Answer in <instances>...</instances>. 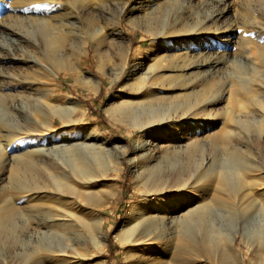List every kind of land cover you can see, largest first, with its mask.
Returning <instances> with one entry per match:
<instances>
[{
  "label": "rangeland",
  "instance_id": "1",
  "mask_svg": "<svg viewBox=\"0 0 264 264\" xmlns=\"http://www.w3.org/2000/svg\"><path fill=\"white\" fill-rule=\"evenodd\" d=\"M116 1L118 7L123 6L117 26H114L108 6L101 16L94 15L92 23H89V39L95 47L88 48V52L81 57L77 73L72 74L66 70L73 60V56L68 54L63 59L61 69L58 72L52 69L48 77L44 78L48 82L37 85L39 89L33 91L35 96L23 99V109H13L9 106V100L0 104V175L4 178L0 186L10 183L12 186L16 181L17 186L23 181L25 176L15 171V161L21 156L30 159L44 171L42 176L25 179L26 182L42 185L50 175L68 172L67 163L60 153L42 155V152L32 150L33 147L28 144L33 137L50 135L57 130L94 126L102 137L89 142L84 154L86 170L82 172L84 174L71 178L69 184L76 193L82 190L84 192L85 189H88L85 193L93 191L92 208L101 217V232L105 236L100 252L103 264H124L123 244L114 239L113 233L123 223L127 227L131 226L140 212L146 210L156 186L153 174L157 169L160 180H169L166 184L171 186L172 196L177 195L182 202L195 196L198 203L207 202L209 207L211 204L214 225L225 235L220 238V248L228 244L229 233L241 231L240 234L237 233L231 248L244 257L245 264H254L256 257L248 250L242 232L246 233L254 226L264 224V55L262 57L259 53L264 48V6L260 8L254 0L229 1V10L216 26L228 23L235 30L239 41L226 45L222 33H218V30L211 32L212 50L217 56L222 55L223 63L216 71L207 75L205 68L185 69L191 58L187 49L179 45L181 40H174L171 36L174 28L169 27L172 20L170 15L164 18L162 27L158 28L159 36L153 37L146 31L153 24L147 17L145 8L141 5L137 10L131 9L143 0ZM111 2L113 1L106 0V4ZM5 3L11 6L13 0H5ZM113 5L109 7H117ZM195 6L188 9L192 16L188 19L185 17L186 13L183 14L182 9L175 4L177 27L179 24H197L202 13ZM6 14L7 12L3 13ZM118 29H121L126 39L114 33ZM22 42L26 43V40L21 39L18 44L20 47L8 42L5 45L15 54L21 53L22 49L26 51L32 48L33 52L37 50L30 43L27 46L28 43ZM248 51L252 55L251 62L244 58ZM139 64L141 68L132 72ZM20 67L8 64V68L13 69L9 72L16 75L18 73L19 78L23 75L24 80L31 79L34 75L33 68L21 67L22 70ZM28 71L29 75L32 73L31 76ZM49 76L54 80H50ZM136 86L143 88L142 93L136 92L133 88ZM149 87L154 89L146 93ZM205 87V93L194 99V94ZM149 95L162 96L167 109L162 104L157 108L162 109V113L157 109L156 112L147 110L148 113H145V98ZM189 98L193 101L186 108H180L169 101L183 102L189 101ZM68 105L73 107V111L67 117L62 118L56 114L57 109ZM122 105L130 106V116L132 119L135 116V122L119 121L120 115L116 110ZM175 108L177 110H172ZM136 109L140 110L134 113ZM136 116H140L139 121ZM153 116L155 119L152 121L150 118ZM85 134L87 131L72 138L73 143L80 142ZM102 139L108 140L106 144L101 142ZM166 143L171 146H162ZM63 145L70 147L66 142ZM136 146L142 147L137 149ZM232 147L238 148L245 167L240 163L241 165L235 164L234 169L235 165L230 163ZM87 150L90 153L87 154ZM9 154L16 159L8 161ZM188 159L190 165L184 169ZM230 165L234 167L228 169ZM11 176L15 177L10 178ZM7 185L6 190L9 187ZM229 185L235 188L232 189ZM249 185L254 186L255 193L251 190L241 197L239 193ZM200 186L206 188L197 189ZM100 200L105 203H100ZM252 202L256 211L252 210L251 216L247 217L239 215L242 208ZM29 208L24 200L14 203L13 210L18 220L25 219L23 214L28 216L24 220L25 224L31 222ZM224 221L226 225L223 224ZM178 251V255H185L182 249Z\"/></svg>",
  "mask_w": 264,
  "mask_h": 264
},
{
  "label": "bare ground",
  "instance_id": "2",
  "mask_svg": "<svg viewBox=\"0 0 264 264\" xmlns=\"http://www.w3.org/2000/svg\"><path fill=\"white\" fill-rule=\"evenodd\" d=\"M111 1L113 2L106 4V0H13V4L11 6L9 4L8 6L6 5L7 1L5 3V0H0V104H4L6 100H9V106L13 109H23V99L26 97L33 98V91L39 89L37 85L45 82L44 78L48 77L52 69L58 72L62 67L64 57L68 56V54L73 56V60L66 67V70L72 74L77 73L81 57L88 52V48L94 49L95 47V44L89 39V23H92L94 15L96 17L101 16L103 11H105V7L108 6V10L114 19V26L118 24V20L123 12V6L118 7L116 0ZM229 1L143 0L141 4L139 3V5L131 9L137 10L141 5L145 8V13L152 21L151 24H153L152 26L149 25L150 28L146 31L153 37L159 36L158 28L163 25L164 18L170 15L172 20L169 22V27L174 28L171 31V36L174 40H181L179 45L187 49L191 58L189 63L186 64L185 69L205 68V73L210 75L217 70L222 62V55L219 56L218 54L217 56V54H214V50H212L213 46L210 41V35L213 33L211 34V32L218 30V33H222L224 37L223 41L226 45L239 41L235 35V30L231 26L229 27L228 23L221 24L219 27L216 26V23L229 10ZM254 1L260 8L264 6V0ZM111 4L117 7L110 8ZM175 4L182 9L183 14L186 13L185 17L188 19L192 18L188 9L196 5L195 7L202 13V18H200L197 24L194 23L192 26H189V24H179L180 26L177 27L175 22L177 16L175 14L176 11H174ZM5 12L7 14L3 15ZM223 27L225 28L223 29ZM114 33L126 39L121 29H118ZM21 39L26 40L27 46L33 45L38 50L35 51L38 52V55H35V52L31 50L32 48L26 51L22 49L23 51L21 50V53L19 52L18 54L6 48L5 44L7 42L15 44V47L19 46L18 44ZM176 42L174 43L177 44ZM174 43L173 45H175ZM165 44V47H167V43ZM263 50L264 48H261V52H259L262 57L264 55ZM251 56L248 51L244 58L251 62ZM8 64L17 67L33 68L34 75L31 79L28 77L29 79L27 80H24L25 77H22L23 75H20L23 78L21 79L17 76L18 73L16 75L9 72V70L13 69H9ZM136 66L132 72L141 68V64ZM31 75L32 73L29 76ZM49 78L52 81L54 80L50 76ZM133 88L137 93H142L143 91V88L140 86ZM150 89L152 88L149 87L146 93ZM206 89L205 87L202 91L200 90L201 92L195 93L194 99L200 98ZM174 96L172 97L174 98ZM145 99V113L147 110L156 112L155 109L166 103L160 95H149ZM188 100H184L183 102L179 100L175 103L173 100L169 101L180 108H186L193 101L191 98ZM163 105L167 109L166 105ZM171 106L173 107V105ZM130 109L129 105H122L116 110L120 115L118 117L119 121H126L127 123L135 122L133 121L135 116L133 119L130 116L132 115ZM139 110L136 109L134 113L139 112ZM157 110L160 113L162 109ZM57 111V115L65 118L73 111V107L68 105L57 109ZM134 113L133 115H135ZM142 115L144 118V114ZM136 117L139 121L140 116ZM153 117L150 118L152 121L155 119ZM160 119H162V116ZM149 120L146 119V121ZM142 121L141 119V123H143ZM245 126L247 127L248 125ZM84 131H87V134L80 138V142L73 143L72 138H75ZM100 137L102 136L94 129V126H89L86 129L80 126L74 129L57 130L50 135L43 134L31 139L28 145L34 148L32 150L42 152V155L46 154V156L50 152H54L52 153L54 155L60 153L67 163L69 170L66 173L54 176L50 175L51 177L45 173L49 178L42 185L34 181V183H30L26 182L25 179H32L34 176L38 178L40 175L42 176V172L44 171H42V167L40 168L30 159L23 158L22 156V158L18 159L17 157L15 171L17 174L25 176L23 181H20L17 186H15L16 180V182L12 183H15V185L12 186H10V181L9 185L6 184L9 186L7 190L5 189L6 185L0 186V264H103L104 260L100 257V252L104 246L105 236L101 232V217L92 208L93 191L85 193V189L84 192L82 190L80 193H76L71 190L73 187H70L69 184L71 178L85 172V148L89 147L91 140H97ZM107 141L106 139L101 140L104 144ZM63 142L64 144L65 142L68 143L70 147L66 145V148ZM179 145L183 144L179 143ZM162 146L170 147L171 144L166 143ZM141 147L136 146L137 149ZM29 150L27 149V152H30ZM88 153L90 152L88 151ZM26 156L24 155V157ZM229 156L230 163L241 165L242 159L238 148L232 147ZM12 158H15V156L9 154L8 161L14 160ZM189 165L190 160L188 159L184 169H187ZM241 166L245 167L243 163ZM230 167L234 166L230 165L228 169ZM43 169L45 170V168ZM231 174L230 176H232ZM46 175L43 177H46ZM153 175L156 186L153 191L151 190L153 197L147 203L146 210L140 212L141 214L134 221L132 220L131 226L127 227L126 223H123L121 228L113 233L114 239L119 244H123L122 259L124 264H245L244 257L231 248L239 231L234 230L229 233L230 235L228 234L227 238L228 244L220 248V238L224 235V232L214 225L211 204L210 207L209 203L207 205V202L200 204L195 196L190 197L186 202H182L177 195L172 196L170 194L171 186L166 184L169 183V180L165 178L164 180L159 179L158 169ZM13 177L11 176L10 178ZM204 177H207V175H204ZM2 180L4 178L0 175V182ZM195 184L197 185V183ZM231 187L232 189L235 188L234 186ZM205 188L204 186L197 187L199 190ZM236 188L238 187L236 186ZM253 189L254 186L249 185V187L247 186L242 189L239 195L241 197L246 196L249 191L252 190L254 192ZM21 200H24L30 206L29 210L31 213L27 212L29 214V221H31L29 224H25L26 222H24V220H27V215L25 217L23 214L24 220H18L15 216V211L13 210L14 203ZM101 201L99 202L101 203ZM102 203H105V201H102ZM94 204L96 205L97 203ZM183 209L185 210L183 211ZM252 210H255L253 202L242 208L239 215L242 214L247 217L251 214ZM223 224L226 225L225 221ZM220 225L222 226V224ZM242 235L247 243L248 250L256 257L254 262L256 264H264V224L254 226L251 231L242 232ZM178 249L185 251V255H178Z\"/></svg>",
  "mask_w": 264,
  "mask_h": 264
}]
</instances>
